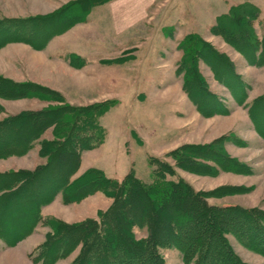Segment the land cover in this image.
<instances>
[{
  "label": "rangeland",
  "instance_id": "obj_1",
  "mask_svg": "<svg viewBox=\"0 0 264 264\" xmlns=\"http://www.w3.org/2000/svg\"><path fill=\"white\" fill-rule=\"evenodd\" d=\"M73 2L77 0H0V20L47 15ZM244 3L259 10L253 28L262 39L264 0H105L91 5L81 19L77 15L47 42L42 35L34 36L40 49L25 42L0 48V76L43 86L76 107L114 100L101 118L106 139L82 152L80 167L70 179L98 167L111 178L121 180L133 172L150 182L157 162L164 161L196 191L209 194L210 204L264 211V136L260 134L264 114L259 118L252 110L264 97V64H253L216 32L219 17ZM191 34L225 55L233 65L232 74L238 75L233 89L230 81L227 84V69L217 75L204 60L198 61L204 88L198 102L219 110L212 115H204L188 93L181 44ZM2 87L0 120L58 105L46 94L42 99L41 95L13 98L3 94ZM241 95L247 98L240 104ZM53 132V127L45 130L24 154L0 158V227L12 232L6 244L0 234V264H78L83 244H49L50 252L46 242L58 240L53 236L62 234L67 225L100 220L112 203L101 191L66 202L49 180L55 164L42 178L24 180L49 161L41 144L51 140ZM188 144H215L220 150L216 152L235 160L238 171L225 170L205 154L191 159V170L180 168L175 157ZM135 232L138 238L146 235L138 227ZM19 236H23L19 242L9 243ZM228 239L246 264H264L263 255L233 235ZM160 252L168 264H185L177 247H163Z\"/></svg>",
  "mask_w": 264,
  "mask_h": 264
},
{
  "label": "trees",
  "instance_id": "obj_2",
  "mask_svg": "<svg viewBox=\"0 0 264 264\" xmlns=\"http://www.w3.org/2000/svg\"><path fill=\"white\" fill-rule=\"evenodd\" d=\"M103 1L77 0L69 8L66 6L47 15L3 18L0 20V48L12 42H25L40 49L42 45L33 43L34 36L42 35L47 42L56 34L55 31H64L78 16L81 19V14L84 11L87 13L91 5ZM259 16V10L250 4L234 5L228 13L219 17L216 28L217 34L255 65L264 64V34L259 39L253 28V22ZM181 46L187 58H184L183 64L191 99L204 115L219 112L216 108L209 110L198 102V96L201 97L204 90L198 61L204 60L217 75L219 71L227 69V84L230 81L231 88L237 83L234 78L238 77L232 74V63L197 35H189ZM0 82H3L0 83L2 92H5L3 94L13 98H39L41 95L42 99L46 94L52 97L50 100L58 102L56 106L0 120V158L30 151L42 133L53 127V138L41 144L42 155L47 156L49 161L24 180L31 182L45 176L51 165L55 164L54 168H50L54 175L49 180L53 188L63 194L66 202L81 200L98 191L112 200L100 220L67 225L62 234L53 236L58 240L47 241L50 252L52 247L49 244L66 242L74 247L81 243L83 247L78 264H168L160 249L174 246L181 251L185 264H246L228 239L229 235H233L249 250L264 256L262 209L210 204L209 194L196 191L176 174L174 166L164 161L157 162L150 182L143 181L133 172L121 180L111 178L98 167L70 179L80 167L82 152L93 150L106 139L107 131L101 118L114 106L113 99L76 107L64 102L56 92L35 83H16L1 76ZM237 98L241 104L247 97L241 95ZM261 103H264V97L252 108L259 118L264 114V106L259 107ZM257 118L254 115L256 121ZM260 134L264 136V131ZM8 136L9 142L6 141ZM216 151L220 150L215 144H188L180 148L178 153L182 154L177 155L175 161L180 168L185 166L191 170L190 165L194 164L191 159L205 154L206 157L215 158L225 170L238 171L235 160L222 151ZM136 227L144 229L146 235L138 238ZM0 234L6 240L12 232L0 227ZM22 237H16L9 243L16 244Z\"/></svg>",
  "mask_w": 264,
  "mask_h": 264
},
{
  "label": "crops",
  "instance_id": "obj_3",
  "mask_svg": "<svg viewBox=\"0 0 264 264\" xmlns=\"http://www.w3.org/2000/svg\"><path fill=\"white\" fill-rule=\"evenodd\" d=\"M1 240H2V239H0V241H1ZM2 241H3V243H4V244H6V242H5V240H4V239H3Z\"/></svg>",
  "mask_w": 264,
  "mask_h": 264
}]
</instances>
